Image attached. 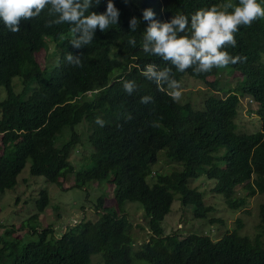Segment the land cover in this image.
I'll return each instance as SVG.
<instances>
[{
    "label": "trees",
    "instance_id": "trees-1",
    "mask_svg": "<svg viewBox=\"0 0 264 264\" xmlns=\"http://www.w3.org/2000/svg\"><path fill=\"white\" fill-rule=\"evenodd\" d=\"M226 2L113 0L120 13L118 24L107 32L97 29L93 42L79 49L69 43L70 25L46 26L51 19L47 9L33 20H22L16 33L0 21V193L15 188L17 176L30 160L32 176L59 187L73 174L75 187L106 182L112 186L114 202L105 206L102 194L94 206V219L83 215L60 234L44 228L36 232V241L23 245L6 240L13 230H5L0 264H91L94 255H100L98 264H133L135 260L143 264H264V203L259 206L253 239L238 234L240 220L215 241L196 234L165 236L161 228L175 195L195 218L209 216L210 224H222L209 215L213 208L205 205L203 194L190 187L191 180L201 176L214 181L212 193L221 195L233 210L244 207L256 193L264 194V19L241 26L235 35L236 47L225 49L246 60L199 75L192 69L181 73L173 68L179 82L188 76L213 88H220L219 78L226 69L239 75L237 93L226 90L224 98L211 95L202 110L191 102H174L141 75L147 63L169 66L141 50L148 25L144 9H152L155 19L164 22L177 12L190 17L198 9ZM258 2L264 6V0ZM106 6L107 0H101L90 11L103 13ZM133 17L140 21L134 33L129 25ZM132 37L135 47L128 44ZM45 52L48 63L42 67L38 56ZM69 52L81 56L82 67L67 63ZM14 80L19 81V91ZM125 80L135 81L138 91L128 95L122 87ZM144 95L153 101L141 104ZM241 97L252 98L258 106L261 129L257 132L246 133L236 123ZM97 118L105 122L103 127ZM153 121L157 127L151 126ZM84 122L90 128L86 138L92 147L84 158L92 166L76 172L69 159L81 140L73 129ZM64 128H70L71 135L57 146L65 138L61 135ZM162 160L171 165L165 173L153 168ZM174 166L178 168L171 169ZM237 186L247 191L244 197H236ZM48 203L46 192L41 191L34 219ZM126 203L141 205L143 229L149 234L148 241L134 252Z\"/></svg>",
    "mask_w": 264,
    "mask_h": 264
},
{
    "label": "rangeland",
    "instance_id": "rangeland-1",
    "mask_svg": "<svg viewBox=\"0 0 264 264\" xmlns=\"http://www.w3.org/2000/svg\"><path fill=\"white\" fill-rule=\"evenodd\" d=\"M138 1V0H135ZM49 53L53 50L50 47ZM48 52L38 56L40 65H47L48 61H44ZM228 72V73H227ZM238 74L230 73L229 69L223 71L220 75V88H213L208 84H203L188 76L183 77L180 82L183 95L179 103L191 102L197 110L203 109L204 101L209 96L224 98L226 90H232L237 93ZM214 80L213 78L210 82ZM16 91L20 90L18 80H14ZM0 97L3 93L0 92ZM242 98V97H241ZM240 98V99H241ZM249 97H244L240 101V108L236 123L242 131L246 133L257 132L261 129V123L257 117V106L251 104ZM74 132L80 135V144H78L70 155L69 161L74 166L75 171H85L92 166L87 156V150H92V147L87 142V135L90 132L89 125L85 122L77 125L73 129ZM63 140L57 142V146L68 140L71 135L70 128H64L61 133ZM162 156V152L159 153ZM163 164L153 166L155 169H163L162 172L170 170L171 165H167L164 160ZM31 161L27 160L25 167L17 176V184L14 189L6 190L0 193V240H4V231L12 229L11 236L6 240L19 241L23 245L26 241L32 242L38 239L36 232L44 228L50 227L56 234L64 232L69 225L79 223L83 215L88 219L95 218L94 206L96 205L99 196L104 194L105 206H112L113 192L112 186L106 182H87L83 187L73 186L75 179L74 174L63 181L62 187L56 184L47 182L43 177L32 176L30 174ZM177 166L171 169H177ZM153 176V174H152ZM151 184V180H147ZM213 180H208L205 177L193 179L190 182V187H196L204 196L205 205L213 208L209 215L222 221V224H210L208 218H195L191 208H183L179 202V196H174V201L171 205L169 214L161 222V228L165 236L178 235L183 238L188 234L205 235L211 240L220 239L227 231L231 232L236 226V222L240 220L242 229L239 230L240 236H246L253 239L258 232L259 225V206L264 203V194H258L248 198L247 204L237 210L230 209L226 206L221 195L213 194ZM236 197H244L247 193L241 186H237ZM41 191H45L48 196V206L45 210L34 219L36 214V200L39 199ZM115 207V205H114ZM124 210L128 216V220L133 224L131 237L133 239V252L137 250L140 244L148 241V231L143 229L145 217L142 207L138 203H126ZM242 219V220H241ZM243 221V223H242ZM264 239V234L262 236ZM264 248V245L262 246ZM100 255L91 257V264L100 262ZM133 264H143L141 261L135 260Z\"/></svg>",
    "mask_w": 264,
    "mask_h": 264
},
{
    "label": "clouds",
    "instance_id": "clouds-1",
    "mask_svg": "<svg viewBox=\"0 0 264 264\" xmlns=\"http://www.w3.org/2000/svg\"><path fill=\"white\" fill-rule=\"evenodd\" d=\"M100 3L101 0H0V21L9 31L16 33L20 31L22 20H33L47 9L51 19L46 21V26L70 25L72 38L69 43L79 49L93 42L97 29L107 32L112 25L118 24L120 13L113 0H107L103 13L90 11ZM143 19L148 25L143 32L141 50L169 66L161 68L156 63H147L141 75L155 83L157 89L166 92L174 102H179L183 91L174 77L173 68L181 73L192 69L199 75L246 60V57L233 56L225 49L236 47L235 35L241 26H251L264 19V6L258 0H238V3L228 0L222 5L198 9L190 17L177 12L164 22L156 20L154 11L148 8L143 10ZM139 24L140 21L133 17L129 22L130 32H136ZM128 44L135 47V38H130ZM65 59L74 67L83 66L80 55L69 52ZM122 87L128 95L138 91L135 81L125 80ZM152 101L150 95L140 98L141 104ZM249 101L255 104L252 98ZM96 123L103 127L105 122L97 118ZM151 126L158 125L153 121Z\"/></svg>",
    "mask_w": 264,
    "mask_h": 264
}]
</instances>
